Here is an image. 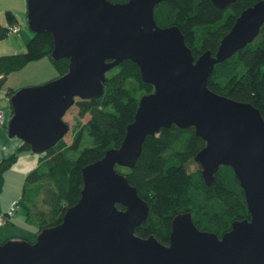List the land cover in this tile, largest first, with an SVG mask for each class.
<instances>
[{"label": "water", "instance_id": "95a60500", "mask_svg": "<svg viewBox=\"0 0 264 264\" xmlns=\"http://www.w3.org/2000/svg\"><path fill=\"white\" fill-rule=\"evenodd\" d=\"M165 0H26L32 33L50 32L51 57L68 59L65 74L17 89L9 98L7 134L42 153L69 129L76 99L99 97L106 73L131 60L153 91L139 99L118 148L82 169L80 198L62 221L30 243L0 244V264H264V119L252 104L207 88L214 65L253 41L264 23V0L244 9L214 54L196 59L176 26L159 27L154 6ZM226 9L236 0H210ZM174 124L194 127L205 145L195 156L206 185L220 165L231 167L249 213L218 237L200 230L190 212L171 221L168 244L137 236L148 205L116 166L133 168L147 136ZM121 205L124 209H119Z\"/></svg>", "mask_w": 264, "mask_h": 264}, {"label": "trees", "instance_id": "16d2710c", "mask_svg": "<svg viewBox=\"0 0 264 264\" xmlns=\"http://www.w3.org/2000/svg\"><path fill=\"white\" fill-rule=\"evenodd\" d=\"M258 1L236 0L220 10L210 0H165L154 6L153 16L159 27H178L196 59L205 51L214 54L236 17ZM5 18L8 25H0V39L7 36V27L16 22L10 10L5 12ZM52 49L53 38L46 31L32 33L23 53L0 56V89L8 74L42 58L52 64L57 77L65 74L68 59H53ZM207 88L252 104L264 119V23L253 41L214 65ZM15 91L8 87L6 96L10 98ZM152 91V85L141 80L137 65L123 60L106 73L99 97L75 101L77 122L71 141L67 143L62 138L53 147L37 153V163L25 174L22 183L18 202L26 208L27 222L35 226V237L41 230L58 225L65 211L76 204L83 187V167L101 159L108 149L119 147L134 119L140 97ZM86 115L85 123L78 122ZM84 130L92 138V144L78 150ZM204 145L194 127L171 124L145 138L133 168L116 166L148 205L145 221L135 228L137 236L153 235L160 243L168 244L171 221L182 212H190L196 227L218 237L230 230L233 221L249 218L243 191L230 166L220 165L211 184L204 182L201 167L195 161ZM23 152L31 150L21 141L13 152L0 159V189L4 172ZM117 207L124 209L121 205ZM8 240L11 239L5 241Z\"/></svg>", "mask_w": 264, "mask_h": 264}, {"label": "crops", "instance_id": "0c3cea01", "mask_svg": "<svg viewBox=\"0 0 264 264\" xmlns=\"http://www.w3.org/2000/svg\"><path fill=\"white\" fill-rule=\"evenodd\" d=\"M7 10H10L13 13L16 19L15 25H17L19 29L16 34L7 35L4 38L0 39V56H8L23 53L25 51L27 41L32 36V31L28 28L27 25L26 7H24L23 0H0V25L4 27L8 25L5 18V12ZM25 68H30V70L33 72V75L27 79L25 78L21 80L22 84L20 83L19 85L23 86L43 83L49 79H54L55 75L57 74L55 68L46 58L32 61L26 64L20 70H25ZM10 74H8V76L6 77V88L8 86L12 87V89H17L13 88L14 86L10 84ZM5 84L0 89V113L4 115V124L0 125V159L13 152L20 145L21 142L20 139L16 137L10 138L7 134L6 121L11 115V107L9 103V98L6 96L5 93ZM36 163L37 157H33V155H31L29 152H23L19 155L17 162L12 167H15L18 164L23 165L22 169H20V167H16V169L22 171L25 175L30 169H32L36 165ZM14 199L19 198L13 197L12 200ZM11 201L9 202V200L7 199L3 205H0V213L6 212ZM10 221L11 218L7 222H4L2 225H0V227L5 228V223H8ZM12 233L14 232H10L7 230H4V232L0 231V239L1 237L8 235L5 236L4 240L0 242V244L8 238L11 240H21V238H23Z\"/></svg>", "mask_w": 264, "mask_h": 264}, {"label": "rangeland", "instance_id": "374dc122", "mask_svg": "<svg viewBox=\"0 0 264 264\" xmlns=\"http://www.w3.org/2000/svg\"><path fill=\"white\" fill-rule=\"evenodd\" d=\"M23 2H24V7H26V0H23ZM32 75H33V72L30 70V68H25V70H17L15 72H12L9 75L10 84L14 86L13 88H17V89H20L26 86L39 85V84L25 85V86L19 85L22 82L21 81L22 79H25V78L27 79L31 77ZM55 77H57V74L55 75ZM5 88H6V84H5ZM9 88H12V87H9ZM17 89H14V90H17ZM76 115H77V108L75 104H73L63 116V120L66 121L69 125V129L63 137V140L67 143L71 141V137L73 135V128H74L75 123L77 122L75 118ZM87 119H88V115L79 118L78 122L85 123ZM91 144H92V138L84 130L78 150H81L87 146H90ZM29 153L33 155V157H37V153H33V152H29ZM16 167L17 168L20 167V169H22L23 165L18 164L15 167H12L4 172V183L0 189V205L1 204L3 205L7 199L10 202L13 197L14 198L20 197L22 182L24 180L25 175L22 171L17 170ZM4 230L10 231V232L13 231L14 233L12 234L26 238L28 241L35 240V226L27 222L26 208L23 205L18 206L16 213L11 217V221L8 223H5V228L0 227V231L4 232ZM8 235H5V236H8ZM5 236L1 237L0 242L4 240Z\"/></svg>", "mask_w": 264, "mask_h": 264}, {"label": "built area", "instance_id": "2783aa9c", "mask_svg": "<svg viewBox=\"0 0 264 264\" xmlns=\"http://www.w3.org/2000/svg\"><path fill=\"white\" fill-rule=\"evenodd\" d=\"M19 27L15 24L7 27L6 35L16 34L18 32ZM4 124V115L0 113V125ZM19 206L18 199H14L11 201L9 207L7 208L5 213H0V225L4 222H7L15 213Z\"/></svg>", "mask_w": 264, "mask_h": 264}]
</instances>
